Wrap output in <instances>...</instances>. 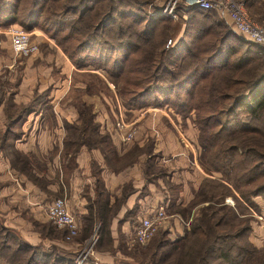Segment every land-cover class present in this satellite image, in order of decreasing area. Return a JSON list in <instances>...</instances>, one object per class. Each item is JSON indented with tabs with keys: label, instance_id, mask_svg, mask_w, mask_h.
<instances>
[{
	"label": "trees",
	"instance_id": "obj_1",
	"mask_svg": "<svg viewBox=\"0 0 264 264\" xmlns=\"http://www.w3.org/2000/svg\"><path fill=\"white\" fill-rule=\"evenodd\" d=\"M187 11L204 15L213 10L196 6ZM133 12L117 9L113 0H0V27L17 24L31 30L39 26L51 37L58 38L72 61L76 53L81 55L82 62L78 57L76 64L106 68L118 79L120 98L126 107L170 105L184 116L192 113V121L199 130V162L210 173H219L221 177L204 178V182H215L221 193L216 198L215 194L206 196L203 190L199 191L200 196L208 198L205 200L209 205L201 210L195 223H190V229L183 236L165 242L176 253L171 264H264L263 250L242 240L249 229L248 219L231 225L232 230L222 227L228 217L239 219L238 207L243 205L242 201L256 208L253 198L264 197V58H260L264 48L254 43H247L243 48L239 43L240 47H235L224 32L216 34L211 27L201 32L194 26L191 33L186 34L188 37L193 34L188 41L185 35L174 46L166 48V38L158 37L159 31L157 33L154 24L157 19L169 20L170 17L149 15L133 20L135 24H145L139 36L146 49L134 45L135 52H140L126 66L127 52L133 46L123 39L112 44L107 33L116 26L118 35H126L127 30L121 24L124 17H134ZM209 33L211 37L204 39ZM71 40L74 41L72 45L67 43ZM186 53L195 62L187 73H182L176 65L186 58ZM133 73L142 76L132 79ZM121 79L122 85H119ZM128 84L137 88L129 89ZM18 112L8 114L7 125L20 120ZM99 142L108 144L106 150L91 141L85 144L100 149L105 158L111 157L106 154L113 153L111 141L107 143V136L103 135ZM72 144L74 141L63 138V146ZM150 147L148 145L147 152ZM67 153L73 157V152ZM147 155L145 160L151 163L154 155ZM145 173L150 180L155 176L149 169H145ZM95 176V197L87 203V212L81 218L84 236L90 234L97 223H100V234L103 233L108 222L106 191L98 174ZM228 195L234 199L235 206L224 203ZM215 203L222 207L218 208L222 213L216 218ZM243 208L246 209L244 205ZM196 232L198 237L185 245L183 241L187 236ZM73 258V255L66 257L65 264H72Z\"/></svg>",
	"mask_w": 264,
	"mask_h": 264
},
{
	"label": "rangeland",
	"instance_id": "obj_2",
	"mask_svg": "<svg viewBox=\"0 0 264 264\" xmlns=\"http://www.w3.org/2000/svg\"><path fill=\"white\" fill-rule=\"evenodd\" d=\"M238 1L242 2L253 20L257 23H264V0ZM164 4L165 0H123L121 3L118 0H113V5L117 9L134 11V17H124L121 24V27L125 31L127 30L126 35H118L116 26L107 33V37L112 40V44H117L120 41L119 39H123L122 41L128 42L133 46L127 52L129 56L124 65L127 66L129 60L140 52L137 50L135 52L134 45L143 47V50L146 49V45H143V39L139 36L145 24L143 22L135 24L133 20L137 21L149 15H166V13L161 11ZM176 13L177 17L175 19H157L156 24H154L157 27V33L159 31L158 37L166 38V42L171 39L170 46H174L179 39L185 37L186 34H190L193 26L197 27L201 32L207 30L208 27H211V31L216 32V34L224 32L225 37L229 39L228 41L234 43L236 45L235 47H240L239 43H241L242 48L246 47L247 43H251L238 36L232 30L231 26H229V21L225 16L217 11L202 15L200 13L188 12L187 8H182L180 4L176 9ZM127 23L134 24V26L128 25ZM7 27L8 25L0 27V44L2 45L0 47V139L2 138L0 140V155L3 158L7 157L10 159L11 165L15 168L16 173L23 174L29 180L36 178L43 185L48 183L44 175V165L45 162H49V164L52 162L54 150L42 155L44 156L42 157L40 154H37V156L31 154L26 155L24 150L21 149L23 148L21 144L16 146L17 148L15 147V142L17 144L22 143L26 139L30 131V126L34 121L32 120L30 122L32 118H36L37 121H43V126L48 127L51 131L56 128L60 132L65 130L63 138L74 141V144L68 145L67 147L64 145L63 155H66L69 151L75 153L76 149L87 141H91V143H94L93 145L106 150L108 144L99 141L105 135L108 139L107 143L110 144V135L111 133L113 134V127L119 115H122L125 121H134L136 126L141 125L142 121H137L138 115H143L145 118L149 117L148 123L142 127V131L145 133H152L153 131L156 134L155 128H158V125L169 128L166 121H164V117L167 118L165 111L160 112L159 110H152L154 108L148 109L145 107L138 109L137 104L135 105L136 107H126L122 102L123 98H120L119 86L116 83L118 79L111 76L109 71L104 67L96 68L91 64H76L75 61H77L78 57L79 62H82L83 58H80L81 55L76 53V57L72 61L65 54L62 44L57 41L58 38L51 37L50 34L44 32L39 26H34L31 30H27L22 26L29 34V44L26 50L15 53L11 47V37L7 32ZM187 35L186 41L193 34L189 37ZM211 35V33L206 34L204 39L211 37ZM204 39L198 40L202 43ZM67 43L72 45L74 41L71 40ZM66 45L68 46V44ZM164 45L166 47V43ZM239 53H242V51ZM185 57V59L176 65L177 70L182 73H187L195 62L194 58L189 57L187 53ZM260 58L263 59L264 54ZM124 69L126 70L125 67ZM141 76L142 74L133 73L130 77L132 79H139ZM122 80H119V85H122ZM126 87L129 89L137 88L133 84H128ZM12 103L16 104L17 108ZM168 108L171 109L169 114L167 113L168 115L173 116L177 114L175 116H184L176 113L170 105ZM20 109L22 111L18 112ZM17 112L18 116L21 117L20 120L11 126L7 125L8 114L14 115ZM187 116H190L192 119L193 114L189 113ZM34 125L36 126L38 124ZM177 126L180 128L179 125ZM62 127L64 130H61ZM192 128L191 135H185L180 130L181 132L179 131V133L182 135L179 136L180 138L181 136L185 139L188 138L191 143L193 141L196 144L195 146H197L199 156V130L195 124ZM170 132L173 133L175 131L172 132L170 130ZM150 133L142 143H138L136 139L130 142H119L117 147L121 148L124 154L111 156L112 159H116L119 163L123 162L127 165L135 164L140 160L142 169H149L150 172L156 175L151 179L153 184L155 186L158 185V188L162 190L161 193H164L165 190L170 196V202L164 206L166 216L162 219L157 231L149 240L138 243L133 239V227L137 223L140 215L134 216L128 221V236L125 240L123 239L122 245V259L127 257V264L173 263L176 253L174 254L165 242H172L183 236L190 229V223H195V218L200 217L201 210L209 205L205 200L208 198L200 196L199 191L203 190L206 196L215 194L216 198L221 193V188L215 182L208 180L204 182L206 178H221L219 173L209 172V177L203 178L198 186L192 188L189 193L190 198L188 201L186 200L184 205L173 204L176 200L175 195L180 189L175 183L177 180L173 173L174 170H169V168H175L170 164H166V162H158L156 160L157 158L152 159L151 163H147L145 160L147 153L153 152L152 143L155 135L151 137L152 135ZM7 135L8 138L6 137ZM4 137L7 139L3 141ZM23 138L24 140H22ZM58 140L60 141V139ZM148 145H151L149 152H147ZM70 159H72L71 155L68 157V164L72 166ZM139 172L137 174L135 172L129 173L130 177L123 185V192H131L133 185H136L137 190L141 191L139 194L145 195L147 193L146 182L144 180V176L147 174L140 169ZM171 176L175 178L171 179ZM55 177L56 179H60V176L58 177L56 174ZM226 184L228 185V183ZM85 186L86 184L83 185V188ZM231 190L234 192L233 189ZM47 194L48 202L55 198L66 200L64 194L60 195L50 190ZM189 195L187 194V196ZM223 201L225 204L235 206L234 199L230 195L226 196ZM253 201L256 208L250 207L242 201L246 209L243 208V205H239V214H237V216L239 215V219L228 217V222L222 227L232 230L231 225H237L240 219H248L247 226H249V229L245 232L242 240L250 242L257 249L263 250L264 253V197L258 195L253 198ZM213 208L215 209L216 218V216L222 213V209L218 208L222 207L215 203ZM52 225L55 224L50 219L47 223H43V226L47 229L53 228ZM99 234L98 226H94L87 236H84L83 231H81L68 240L73 245H79L74 260L80 251L85 250L87 251V257L84 261H86L91 253L88 248L92 244L94 248H99ZM197 234L198 232L194 235L192 234L193 236L188 235L183 243L185 245L190 244L194 238L198 237ZM59 235L65 239V230L61 229L60 233H58ZM95 238H97V242H95ZM104 244H108L107 237H105ZM91 255H93V252ZM243 264L247 263L244 262Z\"/></svg>",
	"mask_w": 264,
	"mask_h": 264
},
{
	"label": "crops",
	"instance_id": "obj_3",
	"mask_svg": "<svg viewBox=\"0 0 264 264\" xmlns=\"http://www.w3.org/2000/svg\"><path fill=\"white\" fill-rule=\"evenodd\" d=\"M0 47H2L1 44ZM144 107L154 108L152 110L160 112L165 111L167 118L164 117V121L169 128L158 125V128H155L156 134L148 131L151 137L155 135L151 155L155 156L152 159L157 158L158 162H166L175 168L168 167L170 171L174 170L177 180L175 183L180 187L173 204L184 205L190 198L189 193L192 188L198 186L203 178L209 177V171L199 162L196 144L193 141L189 142L188 138L179 136L182 135L179 133L180 130L185 135L192 134L190 132L193 129V121L187 115L175 116L177 114L174 113L173 116L168 115L171 109L165 105H145L139 106L138 109ZM32 120L34 121L26 139L23 138L22 143L15 142V147L21 144L23 146L21 149L26 155L34 156L37 154L42 156L54 150L52 162L50 164L45 162L44 165L46 170L44 175L48 183L43 185L36 178V180H29L23 174L16 173L10 159L0 155V264H65L66 257L73 255L75 258L79 245H73L60 235L58 236L62 228L52 225V229H47L43 226V223L49 220L45 212L48 203L47 193L50 190L66 196L67 207L75 214L80 225L79 232H81V218L87 212L86 205L95 197V174H98L106 191L108 222L105 224V231L99 234V248L89 246L91 253L83 264H127V257L122 259V245L123 239L125 240L128 236V221L134 216H141L146 211L155 209L160 204L165 206L169 203L170 196L166 193L167 191L164 190V193H161L162 190L158 188V185L155 186L148 176H144L147 187L145 195L139 194L141 191L137 190L136 185H133L131 192H123V185L130 177L129 173L137 174L139 169L145 172L140 160L130 165L119 163L112 157L105 158L97 147L81 145L73 153L70 159L72 166H70L68 164L70 154L63 155L64 128H61L64 130L61 132L58 128L51 131L43 126V121L32 118L30 122ZM138 120H142L141 125L136 126L133 139L142 143L146 136H149V133L142 131L149 117L138 115ZM113 130L110 137L114 150L113 153L106 154L120 156L124 153L117 145L122 140L115 125ZM170 130L175 131L174 134ZM55 174L60 176V179H56ZM174 176H171V179L175 178ZM84 184L86 186L83 188ZM145 208L147 209L143 212ZM105 237L108 238L106 245ZM92 252L93 255H91ZM74 258L72 264H76Z\"/></svg>",
	"mask_w": 264,
	"mask_h": 264
},
{
	"label": "built area",
	"instance_id": "obj_4",
	"mask_svg": "<svg viewBox=\"0 0 264 264\" xmlns=\"http://www.w3.org/2000/svg\"><path fill=\"white\" fill-rule=\"evenodd\" d=\"M199 7L217 11L229 21V26L241 38L264 48V23H257L251 18L241 1L238 0H165L162 12L170 18L177 17L176 9ZM7 32L11 37V47L15 53L27 49L29 34L20 25L10 24ZM171 45V39L166 42V47ZM115 127L118 135L124 142L133 139L136 133L134 121H125L122 115L116 118ZM46 216L57 227L65 230L64 240L73 238L80 230V225L75 215L68 209L66 201L55 198L46 204ZM164 205L160 204L155 209L146 211L141 215L133 227V239L138 243L149 240L157 231L162 219L165 217ZM96 240V238L94 239ZM93 245V244H92ZM90 248V247H89ZM88 248V250H89ZM87 251H80L75 259L76 264H83Z\"/></svg>",
	"mask_w": 264,
	"mask_h": 264
}]
</instances>
